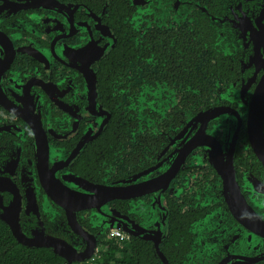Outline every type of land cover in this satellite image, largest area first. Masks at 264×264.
<instances>
[{
	"label": "flooded vegetation",
	"instance_id": "1",
	"mask_svg": "<svg viewBox=\"0 0 264 264\" xmlns=\"http://www.w3.org/2000/svg\"><path fill=\"white\" fill-rule=\"evenodd\" d=\"M0 70L27 235L264 264V0H0Z\"/></svg>",
	"mask_w": 264,
	"mask_h": 264
},
{
	"label": "trees",
	"instance_id": "2",
	"mask_svg": "<svg viewBox=\"0 0 264 264\" xmlns=\"http://www.w3.org/2000/svg\"><path fill=\"white\" fill-rule=\"evenodd\" d=\"M125 241L104 246V256H97L84 261L66 262L46 247H27L19 243L12 235L8 225L0 220V264H146L156 260L141 248L136 253L124 252L121 249ZM121 244V245H120ZM137 256V258H136Z\"/></svg>",
	"mask_w": 264,
	"mask_h": 264
},
{
	"label": "water",
	"instance_id": "3",
	"mask_svg": "<svg viewBox=\"0 0 264 264\" xmlns=\"http://www.w3.org/2000/svg\"><path fill=\"white\" fill-rule=\"evenodd\" d=\"M2 71V70H0ZM2 97L0 96V105H2ZM4 104V103H3ZM5 105V104H4ZM231 159V155H230ZM230 173H231V180H232V167H231V160L229 163ZM226 171V168L224 172ZM2 177L0 176V220L6 223L14 236V238L21 244L27 247H46L50 249L56 255L62 257L64 261L70 263L74 261H82L85 258L91 256V253H88L85 257L80 255H74L72 248L69 245H66L64 242L59 241L56 238L50 237L45 235L44 233H37L32 232L31 235H27L18 220V210H19V202L17 201L16 197L13 198L8 205L2 204ZM145 237V236H142ZM157 247V244H155ZM160 259L162 260L163 264H168L165 257L162 253L157 249Z\"/></svg>",
	"mask_w": 264,
	"mask_h": 264
},
{
	"label": "built area",
	"instance_id": "4",
	"mask_svg": "<svg viewBox=\"0 0 264 264\" xmlns=\"http://www.w3.org/2000/svg\"><path fill=\"white\" fill-rule=\"evenodd\" d=\"M111 234L112 235H120V232H119V230L114 229L111 231Z\"/></svg>",
	"mask_w": 264,
	"mask_h": 264
}]
</instances>
